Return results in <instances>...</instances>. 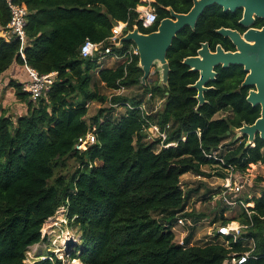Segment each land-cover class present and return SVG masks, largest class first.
<instances>
[{
	"label": "trees",
	"instance_id": "1",
	"mask_svg": "<svg viewBox=\"0 0 264 264\" xmlns=\"http://www.w3.org/2000/svg\"><path fill=\"white\" fill-rule=\"evenodd\" d=\"M10 2L28 9L26 40L0 35V75L17 63L40 74L55 72L56 79L37 99L22 90V82L10 79L15 99L25 111L13 117L0 105V264H24L29 248L44 241L42 228L61 205L66 206L68 225L79 233L78 243L71 241L63 254L83 264H224L247 251L244 264H264V191L252 198L250 215L243 211L224 217L222 210L221 224L235 220L246 226L237 240L225 236L222 242L180 245L170 228L178 216L197 222L203 215L184 212L192 193L181 187L183 174L205 175L204 166L219 165L217 174L224 177L229 165L244 172L250 163H264L258 137L254 147L243 138L223 145L234 129L259 116V107L246 100L249 87H241L243 66H216V78L208 83L211 88L199 104L197 89L191 86L199 74L183 63L203 42L212 50L216 45L233 50L231 40L217 30H243L238 22L242 9L231 12L217 4L208 6L195 28L183 27L167 51V83L159 84L154 68L152 81L143 84L138 55H129L134 43L112 44L111 28L124 21L125 32L134 24L142 32L155 31L160 20L170 16L169 8L187 13L193 0H154L157 20L149 28L137 20L139 0ZM9 20L10 4L0 0V31ZM263 23L256 18L252 26ZM85 38L103 41L112 54L125 56L112 67L81 57ZM92 71L97 72L96 82ZM97 82L114 92L122 86L140 87L142 93L112 91L108 97ZM159 99L162 106L155 109ZM88 102H109L110 108H100L87 119ZM114 105L123 111L113 113ZM151 123L165 130L162 145L174 144L165 147L159 145L161 139L149 141L144 129ZM90 130L95 142L76 150L78 139ZM220 146L223 165L208 156ZM68 158L79 167L71 174L57 173ZM50 254L51 259L38 254L27 264H63Z\"/></svg>",
	"mask_w": 264,
	"mask_h": 264
},
{
	"label": "water",
	"instance_id": "2",
	"mask_svg": "<svg viewBox=\"0 0 264 264\" xmlns=\"http://www.w3.org/2000/svg\"><path fill=\"white\" fill-rule=\"evenodd\" d=\"M217 4L223 11H234L237 8L243 9L242 18L239 23L249 27L243 34L230 28H219L217 32L227 37L235 45L236 51H226L221 45H217L211 51L206 42L201 44L197 55L184 58L183 63L191 70L197 71L198 79L191 86L197 89L198 103L204 102V91L210 89V81L216 78L215 67L220 65L225 68L229 65H242L247 71L242 86H255L251 89L246 100L252 105L261 103V117L252 124H243L234 129L236 138L246 136L248 142L254 141L255 135L259 132L264 140V25L261 29L251 27L255 18L264 19V0H193V6L187 13H177L169 8L170 16L160 20L155 31L145 33L137 26L127 31L118 40L117 46L123 42L131 41L137 48L139 66L143 70L141 82L146 84L153 69L158 71L159 84H166L169 76V63L166 53L171 47L177 33L185 26L195 28L197 19L210 5ZM71 240L68 241V245ZM24 264H27L24 262Z\"/></svg>",
	"mask_w": 264,
	"mask_h": 264
},
{
	"label": "built area",
	"instance_id": "3",
	"mask_svg": "<svg viewBox=\"0 0 264 264\" xmlns=\"http://www.w3.org/2000/svg\"><path fill=\"white\" fill-rule=\"evenodd\" d=\"M7 1L10 4V20L7 23L6 27L0 31V35L4 36L7 39L15 37L23 43L26 40L25 26L27 23L28 9L25 5L11 3L10 0ZM153 1L154 0H139L140 4L136 7V11L138 13L137 20L144 28L151 27L157 20V12L152 4ZM126 26L127 22L124 21H118L117 23H115L111 28V35L108 40L112 44L117 45L120 37L127 32L124 31V28ZM135 26L137 25L134 24L133 27ZM131 54L138 55V51L135 45H131L129 49V55ZM80 56L84 58L95 59L97 62H99L102 60H106L108 57L123 59L125 55H114L111 52V46H104L103 41L95 42L89 38H85L84 42L80 46ZM27 76V80L22 82V90L28 92L32 99H37L44 95L47 91H49L56 79L55 72L40 74L36 69L31 67H27ZM124 91L125 87L121 86L120 88L115 89V92H113L121 94ZM90 104L91 103L88 102L87 106L89 107ZM142 109H145L144 105H142ZM144 130L147 134V139L149 141L161 139L159 145L165 147L174 144V142H171L162 145V141L166 138V132L165 130H162L158 124L151 123L148 127H145ZM94 142L95 136L93 131L90 130L84 136L78 139L75 145V149L78 151L85 150L89 145H92ZM223 151L224 149L220 146L218 150L212 151L210 154H208V156L216 159L217 161H219L220 165H223L224 161L221 157V153ZM216 167L221 166L217 165ZM224 169H226L224 170L226 175L224 177H221L222 183L220 185L219 191L216 194L217 201H220V203L225 208H229L230 210L242 209V212L246 211V213L250 215L251 211L249 210V207H252L254 205L252 198L255 197V194L252 193H261V190L264 191V184L262 185V181L257 182L247 179L245 177V171H238L232 165H229ZM57 212H60L62 215H65L66 206H59L56 210V213ZM193 224L194 223L191 218L178 216L176 221L171 225L170 228L175 232V235L177 237L176 240L180 245H186L190 243L186 242L185 240V234L187 233V230L184 233L183 231H179V229L181 227L186 228L187 226H192ZM240 228L244 229L246 228V226L240 225L238 226V229H234L231 227L230 224L220 225L217 228V232L221 236H232L234 240H237L240 236V232L238 231ZM42 234L44 235V233ZM67 238L68 236L64 239V244L68 240ZM250 241L251 243L253 242L252 239ZM249 254V251L244 252L239 257H233L232 259H229L226 262L229 261L230 264H244L247 261V258H249Z\"/></svg>",
	"mask_w": 264,
	"mask_h": 264
},
{
	"label": "rangeland",
	"instance_id": "4",
	"mask_svg": "<svg viewBox=\"0 0 264 264\" xmlns=\"http://www.w3.org/2000/svg\"><path fill=\"white\" fill-rule=\"evenodd\" d=\"M103 61L104 60L99 61V62H102L103 66H108V67L115 66L119 62V60H116L115 57H113V59L111 60L112 65H110L109 61L108 62H105V61L103 62ZM92 75H93L94 81L96 82L97 72L92 71ZM158 77H160L159 74H158ZM98 87L100 89L99 91L101 93H104L106 96L109 97L110 95H112L111 93L113 90L105 88L102 83H99ZM139 88L133 87L132 89H128V90L125 89L123 94H126L128 96H134L135 94H140L142 93V90ZM3 98H5V92H3ZM3 98L1 99L0 97V101H2ZM8 99H9V102L7 104L6 109L8 110V112L10 111L9 113H11L13 117L20 115L25 111V106L18 104L17 100H14L13 97H11V95H8ZM90 103L91 104L89 105V108H88L87 119L93 116L94 114H96L100 108H110L109 102H104V103L90 102ZM155 105L158 108H161L162 106L161 100L160 99L157 100ZM123 109H124L123 107L115 106V110H114L115 112L113 113L116 114L117 112L123 111ZM218 115H224V114L220 113ZM235 136L236 135L234 136L231 135V137L225 140V142L223 143L227 144L231 142ZM216 166L217 165L204 166L203 171L206 173L205 175H198L192 172H187L186 174L182 175L180 178L181 184L183 185L184 189L189 190L192 193V196L188 200V203H187V206H188L187 211H189L190 209H195V210H192V212L196 214H203L202 218H209V221L208 220L198 221L197 223L194 224V226H192L191 228L187 230V233L193 232L192 234L193 244H204L205 242H207L209 240V232H211L214 227L216 229L218 225L221 224V220L219 219L217 220V223L214 226L212 225L211 221L213 219V214H210L209 210L207 209V207L209 206L210 207L211 206L223 207L220 201H217V198L215 195L219 191L218 188H219L220 182L222 181L221 177H219V175L217 174L218 170L215 168ZM78 167H79V163L76 160H74L73 158H68L65 161L64 165L56 169V172L62 173V174H71ZM245 175H246L245 177L249 180L257 181V182L262 181L261 183L263 185L264 184V164L263 163L262 164L250 163L245 171ZM252 194H255V196H260L261 193L255 192ZM199 201H203V202L206 201L207 203L208 201H212V203L206 204L207 206H205L204 210L199 211L198 209L196 210V205L199 203ZM241 210L242 209L230 210L229 208H227V210L225 211V215H227L228 217H233V215L237 214V211H241ZM202 218H199L198 220ZM42 233H44V235L43 234L42 235L45 236L44 241L37 245L31 246L29 248V251L27 253L26 263L30 259L38 258V254L45 255L44 256L45 258H49L52 255L50 254V252H53V255H57L58 258L62 259L63 264H73L71 262L73 259L67 258L63 254V251L65 250L67 246L72 244L70 243L68 245L67 244L68 241L71 240V241H74L75 243H78L79 233L75 227L72 228L68 225L67 219H66V212H65V215H62L60 212H57L55 213V216L53 218L52 217L51 219L49 218V220L45 222ZM67 236H68L67 238L68 240L64 244V239ZM76 264H83V263H81L78 260Z\"/></svg>",
	"mask_w": 264,
	"mask_h": 264
},
{
	"label": "crops",
	"instance_id": "5",
	"mask_svg": "<svg viewBox=\"0 0 264 264\" xmlns=\"http://www.w3.org/2000/svg\"><path fill=\"white\" fill-rule=\"evenodd\" d=\"M113 59V57L112 58H110V57H108L106 60H104L105 62H108L109 61V63H110V65H112L111 64V60ZM116 60H119V61H121L122 60V58H120V59H116ZM103 61V62H104ZM103 64V63H102ZM109 65V64H108ZM27 78H28V76H27V67L26 66H24V65H19V64H17V63H13V64H11V66L7 69V70H5L1 75H0V97H1V99L3 98V92H5V98H3V100L2 101H0V105L2 106V107H4V108H6L7 107V104H8V102H9V99H8V95H11V97H13V99L14 100H16L15 99V95H14V90H13V88L9 85V81H10V79H13V80H15V81H18V82H23V81H26L27 80ZM153 78V77H152ZM152 78H150L149 77V81L148 82H151L152 81ZM127 90V89H126ZM18 104H20V105H22V106H24V104L23 103H20V102H17ZM158 107L155 105V109H157ZM10 112V111H9ZM225 143H223V145H224ZM186 174V173H185ZM184 175V174H183ZM221 183H222V181L220 182V185H221ZM220 185H219V188L218 189H220ZM181 187L184 189V187H183V185L181 184ZM184 190H186V189H184ZM188 191V190H187ZM217 194V193H216ZM215 194V195H216ZM255 197H258V196H255ZM188 203V202H187ZM187 203H186V208L184 209V212L185 211H187ZM208 203H212V201H208ZM206 201L205 202H203V201H199V203L196 205V210L198 209L199 211H203L204 210V208H205V206H207L206 204H208ZM207 209L209 210V212H210V214H213V219H212V225L214 226L216 223H217V220H219L220 218H221V212H222V210L224 209L225 211L227 210V208H225V207H213V206H209V207H207ZM192 210H195V209H190L189 211H187V212H191ZM225 211H224V213H223V215H224V217H228L227 215H225ZM242 212V210L241 211H237V214L236 215H238V213H241ZM233 216H235V215H233ZM188 218H191V217H188ZM192 219V218H191ZM214 219H217V220H214ZM204 221V220H208L209 221V218H202V219H200V220H198V221ZM192 221H193V219H192ZM197 221V222H198ZM197 222H194L193 221V223L195 224V223H197ZM194 224L192 225V226H194ZM228 224H230L231 225V227L232 228H234V229H238V226H240L241 224H239L237 221H231V222H229ZM220 225H223V224H220ZM220 225H218V227L220 226ZM192 226H187L186 228L185 227H181L180 229H179V231H183L184 233L186 232V230H188L189 228H191ZM217 227V228H218ZM217 228L215 229V227L213 228V230L211 231V232H209V240L208 241H224L225 239H224V237L225 236H221V235H219L218 234V232H217ZM193 229V228H192ZM239 232H240V234H242V231H244L243 230V228L241 229H239L238 230ZM189 234H190V232L189 233H186L185 234V240H186V238H187V236H189ZM239 234V235H240ZM217 236V237H216ZM251 239H246V240H244L245 242H247V243H249V246H251V245H253V242L251 243V241H250ZM186 242H188V243H190V244H193L192 243V238L189 240V241H187L186 240ZM224 264H230V262L228 261V262H225Z\"/></svg>",
	"mask_w": 264,
	"mask_h": 264
},
{
	"label": "flooded vegetation",
	"instance_id": "6",
	"mask_svg": "<svg viewBox=\"0 0 264 264\" xmlns=\"http://www.w3.org/2000/svg\"><path fill=\"white\" fill-rule=\"evenodd\" d=\"M238 9V8H237ZM242 9V8H241ZM236 10V9H235ZM234 10V11H235ZM232 12V11H231ZM242 15H243V9H242ZM242 18V17H241ZM240 18V19H241ZM256 19V18H255ZM262 19V18H261ZM264 20V19H263ZM255 21V20H254ZM239 22V21H238ZM240 24V23H239ZM253 24V23H252ZM252 24H251V27H254V26H252ZM241 25V24H240ZM263 25H264V23H263ZM262 25V26H263ZM241 26H243V25H241ZM262 26H260V27H254V28H258V29H261L262 28ZM244 28H243V30H241V31H239V30H236V29H233V30H236V31H238L239 33H241V34H243L249 27H246V26H243ZM231 29V28H230ZM204 43V42H203ZM234 45V44H233ZM217 46V45H216ZM208 47H209V45H208ZM216 48V47H215ZM209 49L211 50V51H214V50H212L210 47H209ZM226 51H236V47H235V45H234V49L233 50H226ZM197 55V54H196ZM246 74H247V71H246ZM246 76V75H245ZM244 79H245V77H244ZM243 79V80H244ZM243 82V81H242ZM242 82H241V87H243L242 86ZM247 87H249V90H248V94H249V91L251 90V89H253V90H256L257 91V88L255 87V86H247ZM248 94H247V96H248ZM247 98V97H246ZM252 105V104H251ZM253 106H258L259 107V116L257 117V119L258 118H260L261 117V112H262V105H261V103H258V104H256V105H253ZM232 136H234L235 135V133L234 134H231ZM231 135H229L230 137H231ZM229 137V138H230ZM259 138L261 141H262V143L263 144H261V146H260V149H261V151L262 152H264V140H262L261 139V137H260V134H259V132L255 135V138H254V141H249V146H251V147H254L255 146V144H256V138ZM228 138V139H229ZM236 138V136L234 137V139ZM241 138H243V139H245V144L248 142V140H247V137L246 136H244V137H241ZM264 164V163H263Z\"/></svg>",
	"mask_w": 264,
	"mask_h": 264
},
{
	"label": "bare ground",
	"instance_id": "7",
	"mask_svg": "<svg viewBox=\"0 0 264 264\" xmlns=\"http://www.w3.org/2000/svg\"><path fill=\"white\" fill-rule=\"evenodd\" d=\"M71 262H72L73 264H76V263L78 262V260H77V259H73Z\"/></svg>",
	"mask_w": 264,
	"mask_h": 264
}]
</instances>
